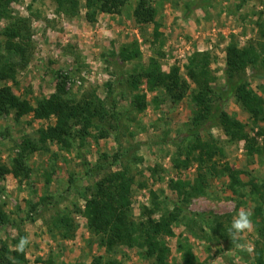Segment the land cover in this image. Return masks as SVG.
I'll return each mask as SVG.
<instances>
[{
    "label": "rangeland",
    "instance_id": "374dc122",
    "mask_svg": "<svg viewBox=\"0 0 264 264\" xmlns=\"http://www.w3.org/2000/svg\"><path fill=\"white\" fill-rule=\"evenodd\" d=\"M33 1L31 11L29 5ZM79 2L80 14L75 17L58 12L57 0H19L12 3L13 15L32 19V59L25 68L20 69L16 82L7 81L20 96L32 101L50 96L57 89L60 72H69L72 80L66 86L67 97L79 99L93 89L105 97L108 96L106 84L113 82L115 89L111 98H117L119 108L126 109L131 107L129 78L133 68L136 64L148 63L160 48L159 42L164 43L161 58L163 69L169 71L172 66L178 65L184 76L194 52L212 51L215 61L211 69L218 77L219 85L224 82L225 49L233 35L240 47L249 44L259 47L261 42L264 47V35L259 28V23L264 21V0H153V5H157L159 11L157 23L162 34L160 40L155 35V23L143 28L136 23L133 12L138 0L128 2L120 13L90 10L86 0ZM260 12L262 16H259ZM7 23V19L0 18V55L5 54V38L1 35V29ZM134 41L139 42L142 56L132 62L124 61L119 55L120 47ZM261 52L264 59V48ZM256 71L261 74L260 77L249 79L254 89L264 97V61L258 70L248 68V75ZM142 87L147 89L145 83ZM156 95L159 96V104L153 102ZM147 98L148 105L144 112H131L124 117L125 127L130 132L124 129L119 140L114 136L98 141L89 138L86 146L81 147V141L77 139V147H72L71 151L60 148L54 142L47 150L27 155L31 167L29 175L16 177L6 174L0 177V208L14 222L2 226L0 221V240L12 244L21 232L24 237H29L27 264H50V258H53V264H91L95 257H116L126 264H151L139 248L124 247L118 249L117 254L107 253L99 237L88 227L83 210L85 199L89 196L88 186L93 185L97 174H87V166L78 155V150L83 151L88 162L94 165L103 153L114 156L130 150L125 156H120L118 165L112 169L116 170L122 164L129 167L130 175L135 178V217H139L143 205L151 203L152 190L163 200L165 197L176 199L169 188L170 180H192L197 174L196 163L177 171L171 161L177 145L180 148L186 145L183 137L195 106L191 96L173 101L158 92L147 91ZM225 108L247 124V130L256 137L258 144L263 143L264 136L259 133L264 129V122L254 123L234 100H230ZM14 116V112L0 116V166L11 167L22 140L26 137L38 139L39 129L55 122V118L35 120L32 116H25L16 120ZM203 133L205 138L213 135L225 148L226 157L221 161L239 170L243 182L241 192L247 193L254 183H264V156H248L245 142L230 143L222 127L208 126ZM132 154L143 161L132 160ZM156 163L164 170L161 172L162 180L153 177L151 169ZM104 172L102 170L100 174ZM143 182L144 185L141 184ZM230 183L229 177L212 178L207 194L193 198L183 222L174 227L175 235L167 238L171 264L183 263L182 253L177 249L180 238L188 242L194 254L207 264H256L253 242L262 217L255 213V198L249 194L242 198L234 195ZM42 196L51 197V200L53 196L59 207L74 217V238L62 239L49 232L48 224H51L56 213L52 204L41 209L36 220L28 218V215L35 213L30 204ZM238 201L242 202L241 206H238ZM169 203V207L173 208L171 201ZM242 209L251 213L253 230L244 233L239 242L251 247V252L237 249L230 238H215L208 243L204 238L191 235L188 230L187 222L195 214H200L201 219L208 222H212L217 215L225 218L231 215L232 221ZM159 216L157 212L155 217ZM206 233L211 234L210 226H206Z\"/></svg>",
    "mask_w": 264,
    "mask_h": 264
},
{
    "label": "trees",
    "instance_id": "16d2710c",
    "mask_svg": "<svg viewBox=\"0 0 264 264\" xmlns=\"http://www.w3.org/2000/svg\"><path fill=\"white\" fill-rule=\"evenodd\" d=\"M19 0H0V18L7 19L8 23L1 29L5 38L3 46L5 54L0 55V116L14 112L15 119L20 120L25 116H32L35 120H50L55 118L53 124L39 129V137L34 140L26 137L22 140L20 151L12 159V166H0V177L13 174L19 177L30 174L31 167L27 162V155L33 152L47 150L51 143H57L60 148L71 151L77 147L76 140L80 139V146H86L89 138L96 141L114 136L117 140L125 129V116L131 112L142 113L148 105L147 91L163 94L173 101H180L191 96L194 110L190 121L187 123V132L183 139L185 147L177 145L176 151L171 156L172 167L182 170L190 165L197 164V174L192 180L171 179L169 188L175 193L176 199H161L158 193L151 191L152 199L149 205H143L139 217L133 212V188L135 178L130 175L129 167L119 164L120 156H109L103 153L99 161L92 165L88 162L84 152L78 150V155L87 166L86 173L96 176L93 185L88 186L89 196L85 199L83 214L88 221V227L99 237L100 244L107 253L117 254L120 248H139L143 257L151 264H171V253L168 237L175 235V226L183 222L185 212L193 198L206 195L207 188L212 178L229 177L233 194L246 197L248 194L255 198L257 205L255 213L262 217L258 233L254 239L253 254L256 264H264V183L251 185V189L240 191L243 182L239 170L232 169L229 163L221 161L226 157L225 148L211 135L204 137L203 130L208 126L222 127L230 143L245 142L247 155L264 156V140L262 144L256 142V137L247 130V124L225 108L230 100H234L248 117L256 124L264 122V97L254 89L249 77H260L257 71L248 75V68L258 70L263 63V42L257 45L249 44L240 47L234 35L228 42L225 52L224 82L218 84V77L211 69L215 61L212 51H196L186 65V76L178 65L169 71L163 69L161 58L164 43L159 42V49L146 64H136L129 78L131 92V107L120 109L118 99L111 94L114 92V83L106 84L108 96H100L96 89L87 91L81 98L66 96V86L72 76L69 72H60L57 77V89L50 96H43L32 101L28 97L20 96L14 88L7 83L18 79L20 69L25 68L33 56L34 44L31 35V17L13 15L12 3ZM131 0H86L88 9H96L105 13H120L122 8ZM58 12H63L69 17L80 14L79 0H57ZM34 1L29 5L32 11ZM158 7L153 5V0H138L133 12L136 23L143 28L147 24L155 23V35L158 40L162 34L157 23ZM263 12V11H262ZM260 12L259 16L263 13ZM89 14V13H88ZM259 28L264 35V21L259 23ZM119 55L124 61H134L142 56L140 44L134 41L120 47ZM262 77V76H261ZM146 84V88L142 87ZM110 93V95H109ZM159 104V96L154 97ZM264 136V129L259 133ZM175 143H178L177 141ZM129 155V154H128ZM139 160L132 154V160ZM131 160V161H132ZM223 162V164H222ZM225 163V164H224ZM157 164V163H156ZM153 167V177L162 180L161 167ZM107 168V171H106ZM102 170L104 173L100 174ZM73 181V179L71 180ZM142 185L145 182L141 183ZM252 184V182H251ZM169 201L173 204L170 208ZM168 203V204H167ZM238 206L242 202L238 201ZM48 204L55 208V216L48 224L49 232L62 239L75 237L76 221L68 211L59 207L56 199L42 196L35 203H31V210L35 213L28 218L36 220V215ZM159 212L160 216L155 217ZM35 214V215H34ZM200 214H195L187 222L191 235L204 238L208 243L213 239H229L228 222L231 215H217L212 222L201 219ZM187 218V217H186ZM0 221L2 226L14 223L0 208ZM231 224V223H230ZM206 226L211 227V234L206 233ZM225 226V227H223ZM24 237L14 239L12 244L0 240V264H27V252L24 254L14 251V246ZM178 252L182 253V264H207L201 261L193 252L191 245L180 238ZM208 249L210 247L208 246ZM10 257L12 259H10ZM53 264V258L48 261ZM91 264H126L116 257H95Z\"/></svg>",
    "mask_w": 264,
    "mask_h": 264
},
{
    "label": "clouds",
    "instance_id": "9594fccd",
    "mask_svg": "<svg viewBox=\"0 0 264 264\" xmlns=\"http://www.w3.org/2000/svg\"><path fill=\"white\" fill-rule=\"evenodd\" d=\"M253 230V223L251 220V213L246 209L240 210L236 216L233 217L230 227L228 228V237L231 242H235V247L240 250L252 251L251 247L245 244H241L239 241L243 234L251 232ZM30 244L29 237H22L18 243L14 246V251L20 254H24L27 246ZM10 259H12L10 257Z\"/></svg>",
    "mask_w": 264,
    "mask_h": 264
}]
</instances>
